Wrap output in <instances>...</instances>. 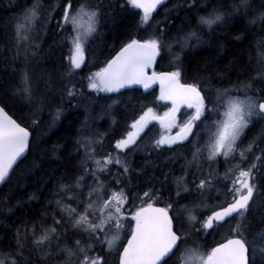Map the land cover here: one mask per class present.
Returning <instances> with one entry per match:
<instances>
[{
  "label": "trees",
  "instance_id": "16d2710c",
  "mask_svg": "<svg viewBox=\"0 0 264 264\" xmlns=\"http://www.w3.org/2000/svg\"><path fill=\"white\" fill-rule=\"evenodd\" d=\"M84 2L85 0H71L73 9ZM87 2L100 12L99 26L88 45L84 69L76 71L70 70L68 53H65L59 42L61 36L57 28L63 8L69 0H40L44 19L38 26L37 42L41 47L27 53L21 49L18 58L15 59L13 57L16 55V49L12 47L10 39L12 31L10 18L21 12L25 6L31 5L33 0H0V104L31 132L26 156L14 166L9 177L0 187V249L4 251L13 249L16 244L17 228L21 229L20 234L23 237L24 225L27 224L29 233L24 255L30 256L31 264H64L65 254L58 253L55 242L52 254L46 261L41 259L44 253L28 251L32 247L31 226L36 222V235L39 236L40 221H44L45 227H51L53 216L57 220L62 219L60 209L55 204V200L61 197L54 195L61 183L72 186V190L64 193V196L74 195L77 199L87 202L88 188L93 187L92 183L95 182L92 175L95 165L91 161L87 164L82 163L85 159L83 148L79 153L77 152L76 141L82 136H91L99 141L94 146V159H103L111 154L127 160L130 168L127 174L121 166L113 164L108 170L99 174V177L107 186L112 185L110 183L115 178L120 180V184L115 187L129 190L133 193V197L136 196L134 201L130 197L131 211L147 203L165 206V199L169 197L175 198L173 200L179 206L182 203L187 205L194 202L202 203L201 197L191 196L190 189L195 191L200 179L209 176L210 172L205 170L206 167L210 169L214 167L218 174L224 172L225 165L221 163V156L218 157L216 166H208L204 161L199 166H196V163H189L192 161L195 149L193 147L195 136L189 143L171 149L155 147L154 142L160 131L157 124H153L143 134L137 144L140 145L139 148L117 154L115 144L131 130L129 125L131 121L136 120L149 107L157 114L167 109L157 90L143 92L140 89H130V91L128 89L118 94L108 93L102 96L88 88L86 74L104 67L106 62L131 39H149L157 27L166 30L161 37L165 46L156 63V70L181 69V81L197 84L206 97L205 104L208 108L212 107V101L215 100L218 90L242 88L244 84H250V91L264 98V85H260L255 80L259 76L258 73L264 71V65L260 63L258 57L259 53L264 52V22L257 19L255 25L250 23L252 16H258L261 10V0H254L249 15H245L241 10L239 14L228 16L223 23L214 25L211 29L197 27L199 17L207 16L214 8L231 12L230 6L234 0H169L153 14L151 25L148 27L140 23L142 11L132 7L127 0H87ZM235 2L238 3L239 0ZM49 13H51L50 18ZM193 30L200 36V40H193L190 46L181 49L175 40ZM169 42H172L171 53L167 47ZM32 51H35L36 55H33ZM174 54L179 55L178 61L173 59ZM34 67L36 73L31 74V78L35 89V101L29 104L21 97L13 96L12 90L18 84L21 71L28 72L32 68L34 70ZM69 89L74 90V95L71 97L68 95ZM233 94L235 95L236 92ZM58 108L61 110V115L53 120ZM182 112L178 117H182ZM254 118L249 129H246L244 137L242 136V143L253 140L264 129V118ZM85 124L87 127L82 131ZM196 131H199V127ZM198 140L201 146L205 144L201 137ZM239 143L240 141L238 145ZM238 149L241 150L240 146ZM254 150L256 157L262 155L264 138L257 140ZM239 158L236 156L232 161ZM253 162L255 160L247 157L241 166L248 168ZM86 168L88 171H85ZM81 176L84 177L81 182L82 187L76 189L75 181ZM108 176L110 180L107 179ZM254 176L259 194L251 202L244 221L245 227L249 229L246 233L249 240L250 237L255 238L253 235L255 233L257 238L264 237L262 235V232L264 233V183H262L264 160H261L260 166L254 170ZM180 178L183 179L178 188L177 181ZM184 186L188 187V191H184ZM173 190L179 192L178 197L174 196ZM149 191L152 193L151 197L143 199V194ZM212 198L215 201L211 202V209L208 211L220 202L216 201L218 200L216 197ZM65 203L76 207V201L65 199ZM8 208H12V212H8ZM80 210H83V205ZM63 220L64 224L59 227V231H66L67 239L60 241V246L64 247L66 244L71 246V243L81 239V236L72 228L66 214ZM233 222H230L231 225ZM181 223L184 227L178 234H186L192 239H198L204 251L221 240L231 237L228 233H225L227 236L223 239L219 236L228 229V226L208 233L197 226L189 227L179 216L176 227L179 228ZM197 229L200 231L197 232ZM201 233H204L203 236ZM83 239L85 243L88 242L86 236ZM100 239H104L103 235ZM47 251L48 249L45 248L44 252ZM118 254L119 249L114 248L109 251L107 244L101 246L99 241L89 253L93 258L100 257L106 264H116ZM249 259L250 264H264V255L255 259L251 249ZM5 264L10 262L5 260ZM73 264L78 262L74 259Z\"/></svg>",
  "mask_w": 264,
  "mask_h": 264
},
{
  "label": "snow or ice",
  "instance_id": "6c2138e0",
  "mask_svg": "<svg viewBox=\"0 0 264 264\" xmlns=\"http://www.w3.org/2000/svg\"><path fill=\"white\" fill-rule=\"evenodd\" d=\"M166 0H127V3L136 9L142 11L140 17L141 25L148 27L151 25L153 13L158 6L163 5ZM254 0H239L233 2L231 12H225L220 8H214L207 16H201L198 19L197 27H207L211 29L214 25L223 23L230 15H236L243 10L245 15L252 11ZM43 5L40 0H33L31 5L25 6L21 12L10 18L11 24V44L16 49V55L13 59L18 58L21 49L27 53L30 50H38L41 44L39 39V23L44 16L42 14ZM51 13H49V18ZM100 12L93 8L87 0L78 8L73 9L71 0L63 8L61 28L71 27V33L67 37L70 44L69 66L70 70L81 69L86 63V53L88 45L98 31ZM257 19L264 22V0H261V10L257 15H253L250 23L256 24ZM159 22H157V25ZM164 29L157 27L154 34L149 39H131L125 44L120 51L104 67L92 73L88 79V88L96 92H115L121 88L133 84H142L145 88L149 87V82L160 81L161 100H170L172 108L159 116L154 109L149 107L138 119L134 120L131 125V131H128L126 137L116 142L115 147L121 151L131 150L142 138V133L152 121H159L166 131H171L173 127H179L180 131L176 136H161L154 142V146L159 148L163 145L179 144L189 137L199 136L200 133L196 128L200 126L206 118L205 114L218 117L210 123L204 125V130L208 134V157L209 161L215 160L218 156L235 159L238 150V141L249 129L254 117L264 118V98H258L248 94L250 84H244L242 88L223 89L217 91L215 100L212 101V107L208 108L205 104L206 97L201 94V89L195 83L183 84L180 82L181 69L173 72L153 73L151 77L147 75L148 69L156 57L160 55L165 46L162 36L165 34ZM192 40H200V36L195 30L185 33L182 37L175 40L181 49L190 46ZM169 52L172 51V42L167 44ZM36 55L35 51H32ZM259 60L264 65V52L258 54ZM174 60H179V55H173ZM264 78V71L258 73ZM238 94H233V92ZM13 96H19L29 104L35 101V89L32 84V78L29 72L22 70L18 78V84L12 90ZM69 97L74 95V90H68ZM186 105L194 112L182 124L177 122V113L180 106ZM42 106V101H41ZM223 109V111H221ZM61 115L58 108L53 120ZM35 123V122H34ZM87 125H83L82 131ZM264 138V129L249 143L244 149L239 151L240 163L233 165L223 176V181L230 184L224 189H217L216 199L220 202L213 206L211 215H208L202 224V229H214L215 227L228 226V234L232 238H226L225 242L219 243L212 248L210 252L197 255L198 264H250L249 251L251 249L255 255V240H249L246 233L249 229L245 227L246 214L248 213L251 202L259 194L258 185L254 182V170L259 166L260 161L264 160V150L262 155L255 158L247 169L241 165L247 160L248 155L254 150L257 140ZM99 141L91 136H82L76 141L77 152L84 149L85 159L83 164L91 161L95 168L92 169V175L95 179L94 186L88 193L87 202L77 199L76 196H64L72 190L71 185L61 183L54 195L61 198L55 200L56 206L60 209L62 219L57 220L53 216V226L45 227L44 221H40L39 236L36 235V222L32 223L31 234L32 247L28 249L31 252H41L44 255L41 259L47 260L52 254L53 244L59 254H65L64 264H73L75 259L78 264H106L100 257H91L89 253L94 250L97 241L103 246L107 244L108 250L111 251L117 247L120 242V232L124 228L122 220V209L126 204V195L123 189L112 191L109 194L108 186L98 179L99 174L108 170L110 165H119L123 168L125 174L130 171L127 160L120 159L119 155L113 157L111 154L103 159H94V146ZM199 143V140L196 141ZM29 146V132L25 127H21L16 120L12 119L4 107H0V183L6 181L11 170L18 163L19 158L23 156ZM202 149L197 148L193 153V160L190 164L197 161L201 155ZM239 169L238 175L232 179L235 170ZM85 171H88L86 168ZM84 177H77L75 188L82 187L81 182ZM183 178L177 181L178 188ZM217 177L209 173V176L202 179L196 186V190L203 196L204 192H211L215 187L214 181ZM117 185L120 180L116 181ZM184 191H188L185 187ZM152 193L145 192L143 199H149ZM179 196V192L177 193ZM107 198L105 199V197ZM223 199H220V197ZM95 197V199H93ZM65 199L76 201V207L65 203ZM51 203V202H50ZM81 205L83 210L81 211ZM173 205L169 204L165 208H157L153 203H147L146 206L139 207L132 216L135 221V227L131 230V235L127 243L123 245L122 252H119V264H180L181 255L184 251L182 245H186L187 235L178 234L183 229V223L177 228L174 224V218L169 215ZM209 209L205 208V211ZM12 212V208L7 209ZM64 214L67 215L71 222L72 228L81 236L64 247L60 246V241L67 239V232L59 231L63 226ZM235 228L231 226V221L236 217ZM189 222H198L196 216L189 213ZM115 221V234L109 237L108 233L113 230L112 222ZM194 227L195 224L192 223ZM200 229H197L199 232ZM21 229L16 230V244L13 249L4 251L0 249V264H5L8 260L10 264H31L30 256H25V250L28 241L29 227L24 225V236L21 237ZM103 235L104 239L100 237ZM264 235V233H262ZM87 237L85 243L83 237ZM48 251L45 253L44 249ZM178 252L180 254H178Z\"/></svg>",
  "mask_w": 264,
  "mask_h": 264
},
{
  "label": "rangeland",
  "instance_id": "374dc122",
  "mask_svg": "<svg viewBox=\"0 0 264 264\" xmlns=\"http://www.w3.org/2000/svg\"><path fill=\"white\" fill-rule=\"evenodd\" d=\"M82 4V3H81ZM79 7V6H78ZM78 7H76V8H78ZM75 9V8H74ZM62 16H63V14H61V16H60V19H59V21H58V33H59V35L61 36V38H60V44H61V46H63V48H64V50H65V53H68V58H69V56L71 55V52H70V44L68 43V41H67V37L69 36V34L71 33V27H68V26H66V27H64V28H61L60 27V25L62 24ZM96 35V34H95ZM31 69V68H30ZM81 69H84V64H83V66L81 67ZM100 69V68H99ZM98 69V70H99ZM78 70V69H77ZM76 70V71H77ZM97 70V71H98ZM28 72L30 73V75L31 74H34V73H36V68L34 67V70H33V68H32V70H28ZM94 72H96V71H93L92 73H94ZM92 73H87L86 75L89 77ZM258 83H260V85H264V78H261L260 76H257L256 77V79H255ZM34 82H36L35 80H34ZM17 86V85H16ZM87 86H88V81H87ZM91 90V89H90ZM234 90V89H233ZM91 91H93V90H91ZM249 92H248V94L249 95H253V96H255V97H258V95H256V94H254V93H252L251 91H250V88H249V90H248ZM257 91V90H256ZM94 93H96V94H100V95H102V96H105V95H107L108 94V92H96V91H93ZM235 92V91H234ZM236 94H238V93H236ZM258 98H261V97H258ZM26 101V100H25ZM111 103V102H110ZM166 108H168V106L167 105H165V109ZM167 110V109H166ZM165 110V111H166ZM221 111H223V109H221ZM164 112V111H163ZM163 112H161L160 114H162ZM193 112H194V110L193 109H186V110H184L183 112H182V117H178L177 118V122L178 123H180V124H182L184 121H186L188 118H189V116H191L192 114H193ZM156 113V112H155ZM157 114V113H156ZM142 115V114H141ZM205 116H206V118L203 120V122H199L200 123V126H199V131H198V133H200V135L197 137V136H195V139H194V142H193V147L195 148L194 149V152L196 151V149L197 148H200V149H202V153H201V155L198 157V159H197V161L195 162L196 163V166H199L200 164H202V161H204V162H206L207 164H208V166H216V164H218V157L215 159V160H212V161H209L208 159H207V157H208V150H207V145H208V134H207V132L204 130V125L205 124H207V123H210L212 120H215V119H217L218 117H216V116H211L210 114H205ZM257 117H259V116H257ZM139 118V117H138ZM137 118V119H138ZM255 118H253V120H254ZM133 121H131L130 122V124L129 125H131V123H132ZM159 127H160V131H159V135H158V137H157V139L156 140H158L162 135L164 136V135H166V134H168L169 133V131H166L161 125H158ZM177 128H179V127H173L172 129H171V131L172 130H174V129H177ZM131 131V130H130ZM126 137V136H125ZM124 137V138H125ZM199 137H201V139L203 140V142L205 143V144H203L202 146L200 145V141H199V143L197 144L196 143V141L199 139ZM244 137V136H243ZM242 137V138H243ZM123 139V138H122ZM97 140V139H96ZM140 140V139H139ZM98 141V140H97ZM250 142H252V140H249V141H247V142H244V143H240L239 144V146H240V148L241 149H244ZM248 143V144H247ZM202 144V143H201ZM142 145V144H141ZM198 145H200V147H198ZM140 147V145H136L134 148H132V150H136L137 148H139ZM118 150V152H117V154H124V153H126V151H127V149H125V150H123V151H121V150H119V149H117ZM239 149L237 150V153L235 154V157L236 156H239ZM193 152V153H194ZM192 156H193V154H192ZM254 156V157H253ZM113 157H116V156H113ZM221 163L222 164H224L225 165V167H223V170H224V172H220L219 174L215 171V168L213 167V169H210V168H207L206 167V171H209L210 173H212V175L213 176H215V177H217V179L215 180V187L212 189V191L211 192H204V194H203V196L197 191V190H190V192H191V196L192 197H201V199H202V203H192V204H190V205H187V204H184V203H182L180 206L178 205L177 206V208H178V210H176V215H179L180 217H181V219H182V221L184 222V224H187L189 227H192V228H194L193 226H192V223H194L195 224V226H197L198 228H202V224H203V222L206 220V218H207V215L211 212V210L210 211H206V212H201V211H205V208H207V209H211V207H210V205H211V202H214L215 201V199L214 198H212V197H216L217 196V189H224V188H226L229 184H230V180L226 183V182H224L223 181V176H224V174L228 171V169L229 168H232L233 166L232 165H236V164H239L240 163V158L239 159H237L236 161H232L233 159L232 158H225L224 156H222L221 155ZM240 157V156H239ZM255 157H256V151L255 150H253L249 155H248V158H250L251 160H255ZM223 159V160H222ZM192 160H193V157H192ZM228 162V163H227ZM205 166V165H204ZM242 168H244L245 166H241ZM94 168H95V166H94ZM247 169V168H246ZM205 171V172H206ZM238 172H239V169H236L235 170V172H234V174L232 175V179H234L235 178V176L236 175H238ZM98 179L100 180V177L98 176ZM108 180H110V177L108 176V178H107ZM202 179H200V181H201ZM116 178L110 183V184H112V185H110V186H108V189H109V194H111V192L112 191H119L120 190V188H116L115 187V185H117V183H116ZM200 183V182H199ZM92 184H95V182H93ZM91 184V185H92ZM90 185V186H91ZM107 185V184H106ZM92 188V187H91ZM90 187L88 188L89 189V191H90V189H91ZM183 189H185V186H184V188ZM187 189H188V187H187ZM124 190V192H125V195H126V204H125V206L123 207V209H122V217H124L125 219L126 218H129V217H131L132 216V214H133V212H134V210L133 211H131V209H132V206H131V203L130 202H132V201H134V199L136 198V196L135 197H133L132 195H133V193H130L129 192V190H125V189H123ZM147 189H145V191H146ZM131 194L130 196H129V193ZM173 192H174V196L175 197H178V195H177V191L176 190H173ZM199 193V195H196V194H194V193ZM130 197H132V201H130L131 200V198ZM221 199H223V197L221 196L220 197ZM173 199H175V198H173ZM191 200V199H190ZM189 200V201H190ZM216 201H220V200H216ZM205 206V207H204ZM200 208V209H199ZM189 213H191L192 215H194V216H196V218H197V221L198 222H192V223H190L189 222V219H188V217H189ZM182 216H181V215ZM200 215H202L201 217H202V220H201V217H200ZM205 216V217H204ZM239 219H238V217H236L235 218V220L233 219L232 221H234L233 222V224L231 225L233 228H235V226H236V223H237V221H238ZM231 221V222H232ZM114 225H115V221H113L112 222V226H113V230L112 231H110L109 233H108V235H109V237L111 236V235H113V234H115V231H114ZM218 229H220V227H215L214 229H210V230H205V231H207L208 233H212V232H214V231H216V230H218ZM228 230V229H227ZM225 231V232H223V233H220V235L219 236H221L220 237V239H223V238H225L227 235L225 234V233H228V231ZM123 231V230H122ZM203 234L204 233H201V235L203 236ZM122 235H123V232H120V242L118 243V245H117V247H119V246H122L121 245V241H122ZM186 235V234H185ZM255 236V238L254 239H252V237H250V241H251V239L252 240H255V247H256V252H255V255H253V256H255L254 258L255 259H257V257L259 258L261 255H264V237H261V238H257L258 236L257 235H254ZM189 242H194V244H188ZM201 245L202 244H200V241L198 240V239H192L191 237H189V235H187V242H186V246H185V248L184 247H182V249H184V251H183V253H182V255H181V260H180V262H181V264H198V260H197V255H199V254H202V253H206V252H209V250H203V248L201 247ZM188 246H190L189 248H188ZM108 247V246H107ZM116 247V248H117ZM178 254H180V253H178Z\"/></svg>",
  "mask_w": 264,
  "mask_h": 264
},
{
  "label": "water",
  "instance_id": "95a60500",
  "mask_svg": "<svg viewBox=\"0 0 264 264\" xmlns=\"http://www.w3.org/2000/svg\"><path fill=\"white\" fill-rule=\"evenodd\" d=\"M169 0H166V2L163 4V5H161V6H158V8L156 9V11L153 13V14H155L162 6H164L167 2H168ZM138 10H140V9H138ZM141 11V10H140ZM121 49V48H120ZM120 49L110 58V59H112L119 51H120ZM159 56L160 55H158L157 57H156V59H155V61L153 62V64L148 68V69H146V72H147V75L149 76V77H151L152 76V74L155 72V73H157V74H159V73H164V72H173V71H168V70H163V71H159V70H156V63H157V61H158V59H159ZM109 59V60H110ZM83 66V65H82ZM81 66V67H82ZM180 82L181 83H183V84H191V83H186V82H182L181 81V79H180ZM126 88H140V89H142V90H144V91H152V90H154V89H157L158 91H159V94H160V96H161V85H160V81L159 80H155L154 82H152V81H150L149 82V87L148 88H145L142 84H133V85H130V86H127V87H125V88H121V89H126ZM121 89H119V90H121ZM118 90V91H119ZM201 94L203 95V93H202V91H201ZM164 101H166V102H168L169 104H170V107H168V109L165 111V112H167V111H169V109H171L172 108V102L170 101V100H164ZM0 107H3L1 104H0ZM5 109V108H4ZM183 109H189L186 105H181L180 106V111L177 113V117H178V115L180 114V112L183 110ZM5 112L12 118V119H14L6 110H5ZM164 112V113H165ZM164 115V114H163ZM163 115H159V116H163ZM15 120V119H14ZM17 123H19L18 121H17ZM155 123H159V121H152L150 124H149V126L145 129V131H144V133L146 132V130L151 126V125H153V124H155ZM20 124V123H19ZM21 125V124H20ZM21 127H25V126H23V125H21ZM26 128V127H25ZM27 130H28V132H29V144H30V140H31V132H30V130L28 129V128H26ZM180 131V129H177V130H175V131H173V132H171V133H169V134H167V135H165V136H176V134L178 133ZM144 133H142V135L144 134ZM190 139H191V137H189V139L188 140H185V141H183V142H180L179 144H173V145H171V146H169V145H163V146H161V147H163V148H168V149H170V148H173V147H175V146H177V145H183V144H186L187 142H189L190 141ZM28 149H29V146H28V148L25 150V153L23 154V156L21 157V158H19V160H18V162L21 160V159H23L25 156H26V154H27V152H28ZM12 171V170H11ZM11 173V172H10ZM4 183V182H3ZM3 183H0V187H1V185L3 184ZM146 206V205H145ZM154 207H157V208H163V207H161V206H156V205H153ZM136 212V211H135ZM134 212V213H135ZM211 215V214H210ZM135 227V221H134V226H133V228ZM131 235V234H130ZM228 238H232V236L231 237H228ZM223 242H225V239L224 240H222V241H220L219 243H223ZM126 243H127V241H126ZM125 243V244H126ZM219 243H217V244H215L212 248H214V247H216ZM211 248V249H212ZM211 249L209 250V252L211 251ZM122 250H123V247H122V249H121V251L120 252H122ZM118 264H119V262H118Z\"/></svg>",
  "mask_w": 264,
  "mask_h": 264
},
{
  "label": "flooded vegetation",
  "instance_id": "af4514ba",
  "mask_svg": "<svg viewBox=\"0 0 264 264\" xmlns=\"http://www.w3.org/2000/svg\"><path fill=\"white\" fill-rule=\"evenodd\" d=\"M169 133H171V131L169 132ZM168 133V134H169ZM167 135V134H166ZM241 140H242V138H241ZM241 140H240V143H241ZM239 143V144H240ZM225 167V166H224ZM244 169H246V168H244ZM169 204H171V205H173V207H172V209H170V211H169V215L170 216H172V217H174V218H177V217H179L178 215H176V210H177V203L175 202V200H173L172 198H166L165 199V206L164 205H157L156 204V206H161V207H163V208H165V207H168V205ZM155 205V204H154ZM139 208V207H138ZM138 208H136V209H134V212L138 209ZM134 212H133V214H134ZM211 213V212H210ZM210 213L208 214V215H210ZM133 214H132V216H133ZM207 215V216H208ZM132 216L131 217H129V218H124V217H122V220H121V222L124 224V228H123V231H121V232H123V235H122V246H119V247H117V249H119V252L121 251V249H122V247H123V245L126 243V241H127V239H128V237L130 236V234H131V230H132V228H133V226H134V220H132ZM175 220H176V222H177V219H174V224L176 225V222H175ZM185 246L186 245H182L181 247H184L185 248ZM190 246H188V248H189ZM179 253V252H178ZM118 262H119V254H118V256H117V259H116V264H118ZM170 264H171V262H170ZM180 264H181V262H180Z\"/></svg>",
  "mask_w": 264,
  "mask_h": 264
},
{
  "label": "bare ground",
  "instance_id": "6f19581e",
  "mask_svg": "<svg viewBox=\"0 0 264 264\" xmlns=\"http://www.w3.org/2000/svg\"><path fill=\"white\" fill-rule=\"evenodd\" d=\"M31 1V0H30ZM217 1V0H216ZM213 3V2H212ZM217 4V3H216ZM228 8V7H227ZM203 9V8H202ZM201 9V10H202ZM229 9V8H228ZM243 15V14H242ZM237 19V18H236ZM232 20V19H231ZM239 21V20H238ZM216 27V26H215ZM229 29V28H228ZM216 32V31H215ZM216 35V34H215ZM204 37V36H203ZM193 41V40H192ZM191 44H193V43H191ZM195 45V44H194ZM179 47V46H178ZM193 47V46H192ZM211 48V47H210ZM195 50V49H194ZM204 51V50H203ZM195 52V51H194ZM259 57V56H258ZM235 87V86H234ZM237 88V87H236ZM129 89V91H130V89H140V88H126V89H121V90H119V91H115V92H108V93H114V94H118V93H120V92H123L124 90H128ZM140 90H142V89H140ZM154 90H157V89H154ZM143 92H150V91H144V90H142ZM153 91V90H152ZM157 92H158V94H159V91L157 90ZM249 92V91H248ZM252 92V91H251ZM113 94V95H114ZM110 95V94H109ZM252 95V94H251ZM159 96H160V94H159ZM163 102H164V104L165 105H167L168 107H170V104L168 103V102H166V101H164L163 100ZM168 109V108H167ZM165 112V111H164ZM164 112L162 113V114H157V115H163L164 114ZM140 114V113H139ZM142 114V113H141ZM264 120V119H263ZM106 121V120H105ZM259 121V120H258ZM155 124H157V125H161L160 123H155ZM152 126V125H151ZM150 126V127H151ZM148 130V129H147ZM146 130V131H147ZM257 134V133H256ZM143 136V135H142ZM104 141V140H103ZM263 141V140H262ZM248 144V143H247ZM260 144V143H259ZM263 144V143H262ZM249 145V144H248ZM161 148H163V147H161ZM258 148V147H257ZM261 148V147H260ZM259 148V149H260ZM163 149H168V148H163ZM102 151V150H101ZM259 152V151H258ZM103 154V153H102ZM254 157V156H253ZM256 158V157H255ZM228 163V162H227ZM248 163V162H247ZM259 166H260V164H259ZM180 170V169H179ZM105 174V173H104ZM198 174V173H197ZM197 177V176H196ZM198 178V177H197ZM194 179V178H193ZM192 179V180H193ZM203 179H205V178H203ZM188 180V179H187ZM190 182H192V181H190ZM195 183H196V181H195ZM199 183V182H198ZM260 183V182H259ZM262 183H264V182H262ZM189 185H191V184H189ZM193 186V185H192ZM197 186V185H196ZM187 188V187H186ZM194 189V188H193ZM191 191H192V189H190ZM191 193V192H190ZM195 194V193H194ZM197 194H199L198 192H197ZM263 201V200H262ZM179 205V204H178ZM256 206V205H255ZM205 207V206H204ZM264 207V206H263ZM262 208V207H261ZM260 208V209H261ZM200 209V208H199ZM253 210V209H252ZM254 213V212H253ZM181 215V214H180ZM259 215V214H258ZM261 215V214H260ZM182 216V215H181ZM205 217V216H204ZM256 218V217H255ZM251 219V218H250ZM255 221V220H254ZM255 227V226H254ZM227 229V228H226ZM225 229V230H226ZM256 229V228H255ZM207 230H210V229H207ZM258 230V229H257ZM228 231V230H227ZM222 233V232H221ZM263 233V232H262ZM256 234V233H255ZM255 234H253V235H255ZM252 236V235H251ZM206 237V236H205ZM254 239V238H253ZM252 240V239H251ZM255 257V256H254Z\"/></svg>",
  "mask_w": 264,
  "mask_h": 264
}]
</instances>
